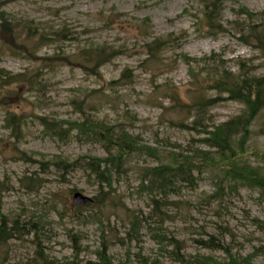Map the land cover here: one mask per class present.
<instances>
[{
	"label": "rangeland",
	"instance_id": "obj_1",
	"mask_svg": "<svg viewBox=\"0 0 264 264\" xmlns=\"http://www.w3.org/2000/svg\"><path fill=\"white\" fill-rule=\"evenodd\" d=\"M7 1L17 25L9 41L0 37V233L1 226L17 229L0 240V264H102L104 246L110 264H189L160 245L157 233L182 241L187 260L196 254L228 260L194 242L212 235L234 256L264 264V197L257 190L235 186L211 166H202L197 188L182 184L162 213L141 190L145 169L166 163L169 153L212 152L203 146L202 128L193 126L192 105L218 96L217 74H238L244 63L251 75L264 76V55L240 40L238 26L259 27L264 0H222V29L212 31L201 0ZM246 10L253 16L243 15ZM63 28L75 41L52 36ZM154 40L169 44L150 59L146 47ZM91 44H105L116 56L99 69L83 66L77 54ZM224 97L202 116L206 127L244 111ZM11 116L18 134L8 126ZM41 119L56 124L59 135ZM91 121L123 125L159 154H130L123 171L112 168L103 204L73 209L76 192L101 196L88 159L109 157L104 143L78 128ZM251 131L248 160L264 171V113ZM134 218L142 222L135 231Z\"/></svg>",
	"mask_w": 264,
	"mask_h": 264
},
{
	"label": "trees",
	"instance_id": "obj_2",
	"mask_svg": "<svg viewBox=\"0 0 264 264\" xmlns=\"http://www.w3.org/2000/svg\"><path fill=\"white\" fill-rule=\"evenodd\" d=\"M204 6V20L209 30L222 29L221 10L222 0H201ZM243 15L252 17L248 11H242ZM0 29L7 36L9 41L14 36L13 23L6 13H0ZM259 27L248 28L238 23L241 34L240 40L246 44H251L253 48L264 55V13L263 21ZM1 35V34H0ZM53 37L61 40L75 41L69 37L66 29L56 31ZM169 43L164 40H154L147 45L148 58L156 59L160 50ZM110 48L105 44H91L85 46L77 57L82 61V65L92 63L93 68L99 69L108 63L112 57H115ZM43 58V57H42ZM38 59V57L36 58ZM41 60V59H40ZM46 69H40V74H45ZM252 71V69L250 68ZM11 76V75H10ZM122 78H128L123 74ZM213 89L218 93L215 99L198 98L192 105L194 113V127H201L202 131L199 135H204L202 139L203 146L212 152H207L200 148L192 147L182 154L169 153V161L160 163L157 167L145 169L142 173L143 180L141 190L148 192L150 201L159 213H162L161 207L172 202V196L180 192L182 184H187L190 188H197L199 182L198 175L202 174V166H211L219 168L225 180L230 181L235 186L241 185L251 190H257L260 196L264 197V171L260 167L253 166L248 160L247 146L251 140L252 126L261 113H264V76H254L250 74L244 63L239 64L238 74H232L228 71L219 73L212 79ZM168 88V87H167ZM232 100L244 106L242 114L233 117L227 122L219 125L206 127L201 118L205 112L215 107L219 101L224 99ZM174 100L175 97L172 96ZM189 108V106H187ZM128 119V118H126ZM44 121V119H41ZM135 121H137L135 117ZM124 124H129L124 122ZM44 127L49 133L59 135V129L56 124L44 121ZM8 126L15 133H19L17 119L14 116L8 120ZM78 128L86 135L95 139V142L104 143L109 154L108 159L89 158L86 163V169L93 176L100 187V197H95L93 204H103L105 197L110 196L105 189H112L113 171L116 168L118 173L123 171V166L130 154L134 152H148L150 155L157 156L158 151H152L138 144L135 139L125 132L123 125L110 126L104 122L91 121L78 124ZM117 128H121L116 130ZM211 129V130H210ZM114 152V153H113ZM254 156H257L254 154ZM222 178V177H221ZM222 178V179H223ZM220 180V177H217ZM91 204V205H93ZM89 205V206H91ZM5 219L3 218V221ZM257 225L262 224L259 220H255ZM142 222L139 218H134L131 222L132 230L140 226ZM264 226V223L262 224ZM4 232L0 233V240L10 239L12 231L17 229V224L10 230L5 231V226H1ZM264 232V229H262ZM205 239H196L194 242L202 249L211 251H223L228 256V260H219L210 255L196 254L187 260L185 255L181 254L184 250L183 243L174 236H165L155 234L154 238L160 240V245L166 244L172 247L173 254L178 257L181 262L189 264H255L252 257L242 258L234 256L226 244L217 236H208ZM102 264H110L107 258V247L104 251L98 253ZM44 264H61L55 261L44 259ZM91 264V263H90Z\"/></svg>",
	"mask_w": 264,
	"mask_h": 264
},
{
	"label": "water",
	"instance_id": "obj_3",
	"mask_svg": "<svg viewBox=\"0 0 264 264\" xmlns=\"http://www.w3.org/2000/svg\"><path fill=\"white\" fill-rule=\"evenodd\" d=\"M93 202V198L88 197L80 192H76L72 196L71 208L75 209L78 207H86Z\"/></svg>",
	"mask_w": 264,
	"mask_h": 264
},
{
	"label": "bare ground",
	"instance_id": "obj_4",
	"mask_svg": "<svg viewBox=\"0 0 264 264\" xmlns=\"http://www.w3.org/2000/svg\"><path fill=\"white\" fill-rule=\"evenodd\" d=\"M4 1H5V0H3V2H0V13H6V14L9 16L10 14H9V12L6 10V7H7V5H8L9 3H7V2H8L7 0H6L7 2H4ZM1 3H2V4H1ZM4 4H6V5H4ZM1 26H2V23H0V27H1ZM0 37H1L2 39H4L5 41H7V39H8L7 36H6L5 34H1ZM1 38H0V39H1ZM2 39H1V40H2Z\"/></svg>",
	"mask_w": 264,
	"mask_h": 264
}]
</instances>
